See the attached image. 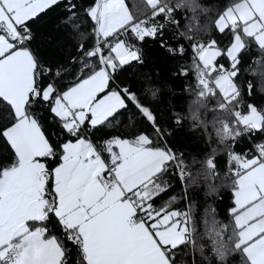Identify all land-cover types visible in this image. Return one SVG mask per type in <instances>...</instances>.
I'll return each instance as SVG.
<instances>
[{"label": "snow or ice", "instance_id": "snow-or-ice-1", "mask_svg": "<svg viewBox=\"0 0 264 264\" xmlns=\"http://www.w3.org/2000/svg\"><path fill=\"white\" fill-rule=\"evenodd\" d=\"M147 4L152 16L137 20L124 0H94L83 10L94 25L85 33L74 23L75 0H0V120L5 121L0 137L15 156L10 165H0V264H181L185 249H195L191 206L184 211L172 208L174 197L160 207L155 203L170 188L164 179L170 170L175 168L182 181L188 175L183 160L167 147L170 133L156 114L121 82L123 70L134 62L143 64L138 45L146 38L159 40L172 55H183V46L167 44L165 23L156 17L176 24V9L193 12L182 35L192 43L199 95L215 96L218 90L227 102L219 107L234 116L231 124L222 123L220 138L235 141L246 133L264 134V110L251 104L246 114L239 110L237 80L241 54L250 42L264 51V0H236L218 14L215 28L230 34L225 47L214 39L205 43L197 38L198 31L207 30L200 28L195 15L201 9L197 0ZM61 5L68 12L64 23L78 34L81 54L79 71L68 85L61 83L62 72L53 71L32 47L31 24ZM89 35L92 44L86 48ZM221 56L229 59L228 67L217 63ZM145 83L144 92L155 99L159 89ZM251 89L249 83L250 95ZM130 106L153 134L106 140L101 146L108 153L106 161L86 134L119 122ZM45 108L69 139L60 142V134L55 139L46 135L39 116ZM256 150L259 155L251 157L229 152L235 165L230 169L233 228L227 240L220 231L214 233L219 264H228L233 254L240 255L242 264H264V143ZM49 160L57 165L49 167ZM206 166L216 168L212 158ZM53 220L62 238L49 234Z\"/></svg>", "mask_w": 264, "mask_h": 264}, {"label": "trees", "instance_id": "trees-1", "mask_svg": "<svg viewBox=\"0 0 264 264\" xmlns=\"http://www.w3.org/2000/svg\"><path fill=\"white\" fill-rule=\"evenodd\" d=\"M77 3V18L74 23L81 25L80 31L91 33L93 22L84 13V9L93 5L94 0H75ZM175 5L177 0H167ZM201 5L195 15L201 29L196 33L197 38L205 43L216 40L221 47H225L230 34L222 35L214 26L218 14L231 6L236 0H197ZM129 13L137 20L152 16V8L147 0H124ZM193 12L185 7L176 9L172 18L178 23H167L162 17L156 20L165 23L164 39L173 48L183 46V55H172L166 48L161 47L159 40L146 38L138 47L142 52L143 64L128 66L123 70L121 82L134 90L142 102L148 105L156 114L163 129L170 135L165 137L169 147L178 157H181L188 175L182 181L176 174V169L170 170L164 179L170 188L161 197L157 198L156 206L167 203L175 198L172 208L181 211L191 206L196 227V247L187 248L182 253L184 260L181 264H219L215 254V231L221 232V237L227 240L233 228V218L230 209L233 208V192L231 190L230 169L234 162L230 160L229 152L241 154L245 157L255 156L253 145L264 143V134L256 133L250 141L245 135L239 136L235 141L222 140L220 129L222 123L231 124L234 116L219 107L227 103L217 91L216 95L200 96L201 86L193 67L192 43L182 33L192 18ZM68 12L64 6H57L55 10H48L41 14L31 24L34 40L32 47L39 51L43 62L53 69L62 72L61 83L68 85L74 82L75 74L79 71L80 53L77 51L78 34L64 22ZM123 39V37H121ZM129 38L131 34L129 33ZM85 47L92 44L89 35L84 42ZM240 75L237 80L241 87L242 105L239 110L247 113V105L251 104L264 110V51L260 50L254 42L242 54ZM217 63L229 66L226 56L218 58ZM202 66V65H201ZM186 69L187 75L181 74ZM214 75V74H213ZM145 81H150L154 88L159 89L155 99L144 92L147 86ZM47 82V81H45ZM252 85L251 95L248 84ZM231 108V105H228ZM4 109L0 106V113ZM234 111V110H233ZM10 116V113H9ZM43 130L50 139H55V134H60V142L70 137L61 134L59 121L45 108L39 112ZM195 117V118H193ZM179 121V122H177ZM5 121L0 120V127ZM153 134L151 125L146 122L135 108L129 107L119 122L111 127L103 126L92 129L86 137L101 151L102 158L108 160V153L102 151V145L108 139L119 137L133 139L140 133ZM74 139V138H72ZM212 158L216 168L208 169L206 161ZM15 159L14 151L8 142L0 137V165H10ZM49 167L57 165V161H47ZM215 171V175L212 172ZM216 191L212 192L211 188ZM49 234L61 236V229L53 220L49 224ZM68 247H72L68 245ZM228 264H242L239 254L228 258Z\"/></svg>", "mask_w": 264, "mask_h": 264}, {"label": "built area", "instance_id": "built-area-1", "mask_svg": "<svg viewBox=\"0 0 264 264\" xmlns=\"http://www.w3.org/2000/svg\"><path fill=\"white\" fill-rule=\"evenodd\" d=\"M192 52H193V48H192ZM245 135V137L250 141V139H251V137H253L254 135H251V134H244ZM253 147V152H254V154H255V156H257V155H259V153L257 152V150H256V145H253L252 146Z\"/></svg>", "mask_w": 264, "mask_h": 264}, {"label": "crops", "instance_id": "crops-1", "mask_svg": "<svg viewBox=\"0 0 264 264\" xmlns=\"http://www.w3.org/2000/svg\"><path fill=\"white\" fill-rule=\"evenodd\" d=\"M218 91V90H217ZM219 92V91H218ZM221 94V93H220ZM222 95V94H221ZM9 144V143H8ZM13 150V149H12ZM14 151V150H13ZM233 207H234V196H233Z\"/></svg>", "mask_w": 264, "mask_h": 264}]
</instances>
